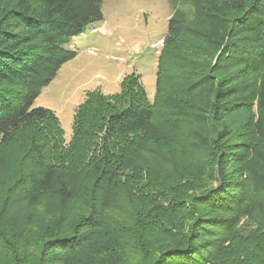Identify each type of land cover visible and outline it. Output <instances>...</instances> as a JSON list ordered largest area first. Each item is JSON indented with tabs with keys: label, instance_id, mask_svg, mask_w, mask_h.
<instances>
[{
	"label": "trees",
	"instance_id": "16d2710c",
	"mask_svg": "<svg viewBox=\"0 0 264 264\" xmlns=\"http://www.w3.org/2000/svg\"><path fill=\"white\" fill-rule=\"evenodd\" d=\"M104 0H0V264H264V0H172L141 75L72 134L34 106Z\"/></svg>",
	"mask_w": 264,
	"mask_h": 264
},
{
	"label": "rangeland",
	"instance_id": "374dc122",
	"mask_svg": "<svg viewBox=\"0 0 264 264\" xmlns=\"http://www.w3.org/2000/svg\"><path fill=\"white\" fill-rule=\"evenodd\" d=\"M101 7L104 20L91 23L66 44L76 57L60 68L34 102L55 111L67 140L75 109L89 91L116 93L123 78L136 72L148 99L155 95L159 55L174 12L172 0H104Z\"/></svg>",
	"mask_w": 264,
	"mask_h": 264
}]
</instances>
